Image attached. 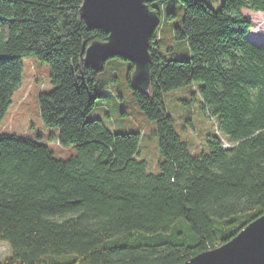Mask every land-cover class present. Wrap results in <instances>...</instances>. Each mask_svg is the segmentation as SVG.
<instances>
[{
    "label": "trees",
    "instance_id": "trees-1",
    "mask_svg": "<svg viewBox=\"0 0 264 264\" xmlns=\"http://www.w3.org/2000/svg\"><path fill=\"white\" fill-rule=\"evenodd\" d=\"M82 1L0 0V124L21 83L23 57L33 55L49 65L53 84L38 94L40 118L59 144L77 149L58 158L46 143L0 132V241L12 249L0 264H183L264 214V43L248 37L252 18L243 12H264V0H222L219 8L179 0L183 17L173 37L188 42L190 56L159 47L158 23L149 91L133 87L131 61L113 56L129 61L133 98L155 122L158 172L139 157L140 131H112L88 118L103 64L87 65L85 53L107 33L87 26ZM189 82L230 148L214 135L193 154L176 129L164 93ZM181 217L196 236L174 228Z\"/></svg>",
    "mask_w": 264,
    "mask_h": 264
},
{
    "label": "rangeland",
    "instance_id": "rangeland-1",
    "mask_svg": "<svg viewBox=\"0 0 264 264\" xmlns=\"http://www.w3.org/2000/svg\"><path fill=\"white\" fill-rule=\"evenodd\" d=\"M204 1L214 8H219L222 3V0ZM154 3L161 15L157 26V29L162 28L159 47L163 50L171 47L167 52L170 56L188 58V42L173 37V26L180 23L183 17L182 4L179 0H156ZM168 11L175 14L171 18H165ZM243 12L252 18L248 37L255 43H264V12L245 8ZM128 65L129 61L120 57H111L103 63L95 81L97 98L88 118L103 119L112 131H140L142 139L139 157L147 161L150 172H158L160 155L157 150V137L152 134L155 122L144 115L133 98L126 79ZM196 84L189 82L164 93L166 107L175 118L176 129L182 138L188 140L190 151L196 155L207 150L206 139L214 135L224 139V147L231 146L232 143L226 140L227 136L218 130V117L211 114L209 109L201 108V96L195 88ZM52 88L49 65L33 55L23 57L22 80L12 95V103L0 124V132L11 131L29 136L48 144L58 158H68L77 153L76 146L59 144L57 138L52 137V129L45 126L39 115L38 94L40 90L49 91ZM70 214H55L53 217L63 219ZM174 228L181 230L190 239L196 236L183 217L177 219ZM11 254L12 249L8 242L0 241V261Z\"/></svg>",
    "mask_w": 264,
    "mask_h": 264
},
{
    "label": "water",
    "instance_id": "water-1",
    "mask_svg": "<svg viewBox=\"0 0 264 264\" xmlns=\"http://www.w3.org/2000/svg\"><path fill=\"white\" fill-rule=\"evenodd\" d=\"M149 1L153 0H83L80 7L89 28H101L107 33L106 40L89 44L85 63L97 68L110 57L126 58L134 65L131 83L142 91L150 88V37L159 23L158 13ZM183 264H264V214L227 242Z\"/></svg>",
    "mask_w": 264,
    "mask_h": 264
},
{
    "label": "crops",
    "instance_id": "crops-1",
    "mask_svg": "<svg viewBox=\"0 0 264 264\" xmlns=\"http://www.w3.org/2000/svg\"><path fill=\"white\" fill-rule=\"evenodd\" d=\"M251 34V33H250ZM251 38V37H250Z\"/></svg>",
    "mask_w": 264,
    "mask_h": 264
}]
</instances>
